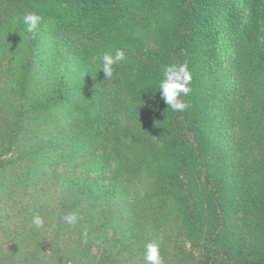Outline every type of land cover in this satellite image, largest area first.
<instances>
[{
	"label": "trees",
	"instance_id": "1",
	"mask_svg": "<svg viewBox=\"0 0 264 264\" xmlns=\"http://www.w3.org/2000/svg\"><path fill=\"white\" fill-rule=\"evenodd\" d=\"M26 12L43 17L35 34ZM0 18L8 260L146 264L155 242L163 264H264V0H0ZM184 62L192 92L174 112L158 81Z\"/></svg>",
	"mask_w": 264,
	"mask_h": 264
},
{
	"label": "clouds",
	"instance_id": "2",
	"mask_svg": "<svg viewBox=\"0 0 264 264\" xmlns=\"http://www.w3.org/2000/svg\"><path fill=\"white\" fill-rule=\"evenodd\" d=\"M43 17L36 12H26L23 16V23L26 26V32L35 34L38 30ZM126 60L125 50L117 48L113 53H105L102 56V63L99 65V72L102 71L106 80H111L115 73L114 65ZM163 78L158 81V88L161 98L172 111H185L189 104L181 99V96L187 97L192 92L191 82L193 80L192 72L188 63L166 64L161 66ZM68 226H74L78 222V214L75 212L63 216ZM44 218L36 214L32 217V224L37 228L44 227ZM84 237L89 235L88 231L82 233ZM144 259L146 264H163V258L160 253L159 245L150 242L145 245Z\"/></svg>",
	"mask_w": 264,
	"mask_h": 264
},
{
	"label": "rangeland",
	"instance_id": "3",
	"mask_svg": "<svg viewBox=\"0 0 264 264\" xmlns=\"http://www.w3.org/2000/svg\"><path fill=\"white\" fill-rule=\"evenodd\" d=\"M0 20L3 23L6 21L5 18H0ZM85 54L86 53H82V56L84 57ZM97 56H98V54H92L93 58H96ZM72 57L76 58L77 55L75 53H64V55L60 56V58H62V59L66 58V62H61L60 64L53 65V62L55 61V60H53V62H52L53 66L50 69V73L52 72V74H55V73L64 72L63 70L68 68V64H70L69 62L70 61L73 62V58ZM43 73H44V71H40L38 73V75H37V79H39L40 75L42 76ZM241 95H242V98H244L243 97L244 94L242 92H241ZM249 104H251V101H249L246 104H244L243 107L245 109H249V106H248ZM66 112H67V107H64L62 109L57 110V112H54V114L49 118V121L55 122L56 119H58L57 118L58 116H64L66 114ZM9 205H10L9 206L10 208H13L14 210H18L19 209V201H18V199H17V202H15V200H9ZM2 227L3 226L0 225V264H15V263L11 262L12 260H10V259L8 260V258L5 256V252H3V248L4 247H10V245H12V242H10V239H8V236H7L8 234H6V232H5L6 229L2 228ZM12 227L13 226H11V228ZM45 231L47 233L46 236H45L46 240L48 242H51L52 240H51L50 237L52 236V233H53L52 228L50 226H47L44 229L43 233ZM44 252H45L44 253L45 255H50V252H52L49 244L47 246H44ZM120 260H121V263L119 262L117 264H132V263L128 262L125 257H121ZM21 264H24V263L22 262Z\"/></svg>",
	"mask_w": 264,
	"mask_h": 264
}]
</instances>
